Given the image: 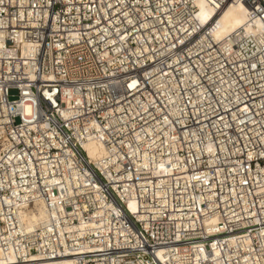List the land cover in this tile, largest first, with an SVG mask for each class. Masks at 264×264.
I'll list each match as a JSON object with an SVG mask.
<instances>
[{
	"label": "built area",
	"instance_id": "built-area-1",
	"mask_svg": "<svg viewBox=\"0 0 264 264\" xmlns=\"http://www.w3.org/2000/svg\"><path fill=\"white\" fill-rule=\"evenodd\" d=\"M200 1L263 24L216 39ZM36 198L57 214L21 233ZM10 245L9 264H264V0H0Z\"/></svg>",
	"mask_w": 264,
	"mask_h": 264
},
{
	"label": "bare ground",
	"instance_id": "bare-ground-1",
	"mask_svg": "<svg viewBox=\"0 0 264 264\" xmlns=\"http://www.w3.org/2000/svg\"><path fill=\"white\" fill-rule=\"evenodd\" d=\"M201 8V16L203 20L212 18L215 16L216 27L213 30V35L216 39L225 37L230 33L244 28L247 32H254L259 29L263 22L261 19L250 20L248 10L242 3H228L222 10L216 14L213 9L206 6L203 1L199 2ZM84 148L87 150L88 155L92 162H94L100 168L106 166L104 158L106 157V151L102 144L96 141L83 142ZM132 207V204H130ZM14 214L16 222L18 224L19 232L27 233L37 229L38 226H46L51 228L52 215L56 216V210L50 207L45 198H36L33 202L23 201L16 202L11 209ZM17 230L14 231L16 233ZM14 246H7V251L3 252L8 258L7 261L2 262V253L0 248V264H9L14 262Z\"/></svg>",
	"mask_w": 264,
	"mask_h": 264
},
{
	"label": "rangeland",
	"instance_id": "rangeland-1",
	"mask_svg": "<svg viewBox=\"0 0 264 264\" xmlns=\"http://www.w3.org/2000/svg\"><path fill=\"white\" fill-rule=\"evenodd\" d=\"M11 93H14V92L12 91ZM25 112H26V114H30V113H31V108H30V106H27V107L25 108Z\"/></svg>",
	"mask_w": 264,
	"mask_h": 264
}]
</instances>
